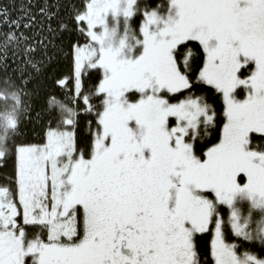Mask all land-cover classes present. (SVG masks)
Listing matches in <instances>:
<instances>
[{
  "label": "snow or ice",
  "instance_id": "1",
  "mask_svg": "<svg viewBox=\"0 0 264 264\" xmlns=\"http://www.w3.org/2000/svg\"><path fill=\"white\" fill-rule=\"evenodd\" d=\"M0 88V264H264V0H0Z\"/></svg>",
  "mask_w": 264,
  "mask_h": 264
},
{
  "label": "flooded vegetation",
  "instance_id": "2",
  "mask_svg": "<svg viewBox=\"0 0 264 264\" xmlns=\"http://www.w3.org/2000/svg\"><path fill=\"white\" fill-rule=\"evenodd\" d=\"M241 197V196H238ZM244 198V197H243ZM237 199V198H236ZM248 200V199H247ZM238 209H245V207H238L236 206ZM245 213L247 214L248 211H245ZM249 213H251V215L248 217H251L252 220V227H255L256 225H258L261 222H264V211H261L260 209H254V208H250ZM243 218V217H242ZM247 219V218H246Z\"/></svg>",
  "mask_w": 264,
  "mask_h": 264
},
{
  "label": "trees",
  "instance_id": "3",
  "mask_svg": "<svg viewBox=\"0 0 264 264\" xmlns=\"http://www.w3.org/2000/svg\"><path fill=\"white\" fill-rule=\"evenodd\" d=\"M164 2V0H156V3ZM9 89L0 88V110H7L11 104V101L7 98L6 93H8ZM59 98V97H58ZM21 119H23V112L20 113ZM3 146V145H0Z\"/></svg>",
  "mask_w": 264,
  "mask_h": 264
},
{
  "label": "rangeland",
  "instance_id": "4",
  "mask_svg": "<svg viewBox=\"0 0 264 264\" xmlns=\"http://www.w3.org/2000/svg\"><path fill=\"white\" fill-rule=\"evenodd\" d=\"M236 206H238V207H245V209H239L240 211H241V214H242V217L243 218H249L248 217V215L250 216L251 215V213H249V210H250V208L252 207V205H251V202L249 201V200H247V198L246 197H244L243 198V196H241V197H237V199H236ZM245 211H248V215L245 213Z\"/></svg>",
  "mask_w": 264,
  "mask_h": 264
}]
</instances>
